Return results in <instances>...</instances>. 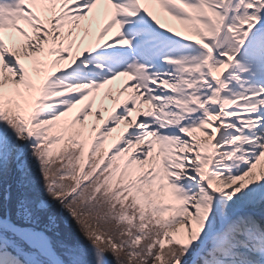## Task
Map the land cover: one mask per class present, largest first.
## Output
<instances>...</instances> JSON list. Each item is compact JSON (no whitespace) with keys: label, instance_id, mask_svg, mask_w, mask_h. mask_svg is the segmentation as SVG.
I'll return each instance as SVG.
<instances>
[{"label":"snow or ice","instance_id":"snow-or-ice-1","mask_svg":"<svg viewBox=\"0 0 264 264\" xmlns=\"http://www.w3.org/2000/svg\"><path fill=\"white\" fill-rule=\"evenodd\" d=\"M0 264H264V0H0Z\"/></svg>","mask_w":264,"mask_h":264}]
</instances>
